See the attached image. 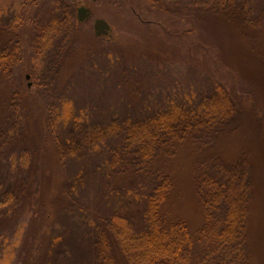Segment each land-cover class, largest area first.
I'll return each mask as SVG.
<instances>
[{"label":"trees","instance_id":"1","mask_svg":"<svg viewBox=\"0 0 264 264\" xmlns=\"http://www.w3.org/2000/svg\"><path fill=\"white\" fill-rule=\"evenodd\" d=\"M42 1L34 0L29 6L39 7ZM108 1L121 4L132 23L145 31H155L156 25L164 33L155 38L153 32L134 44L128 39L122 43L113 41L114 50L133 47V55L141 59L140 70L148 74L153 60L162 59L167 52L171 55L166 59L174 55L168 38L178 44L184 41L188 45L181 46L188 52L182 61H195L199 68L213 73L217 77L212 85L215 87H206L198 97L194 92L182 91L156 104L154 98L164 93L146 91L147 85L141 88V83L147 84L146 79L128 78L127 68L136 57L118 52L115 61L120 63V69H116L121 74V88L128 93L123 91V99L129 101L124 102L121 111L112 113L111 106L107 108L108 117L97 120L98 114L77 101L81 94L68 105L63 102L52 106L38 96V88L24 86L23 74H9L17 60L24 62V72L31 71L30 58H22L25 50L15 41L26 37L20 29H27L33 22V11L28 6L18 22L0 30L6 34L0 37V134L6 135V161L10 162L12 148L25 149L22 151L30 159L28 171L33 175L22 192L13 185V190L8 188L6 206L10 200H18L17 196L22 198L20 207L32 215L25 237L37 228L35 236L39 230L49 233L68 211L76 218L75 228L89 247L94 264H249L245 225L254 162L251 154L244 153L235 160L225 159L228 145L224 139L254 132L258 138L264 137V109L258 96V88L264 86V0ZM62 2L64 5L61 0H53L57 16L49 26L37 25L42 29L39 34L37 30L36 35L33 33L40 52L51 50L54 38L66 36L63 47L57 49L58 61L48 73L52 87L67 84L76 71L83 69L82 52L87 47L81 51L82 41L92 38L104 42L102 37H92L84 31L72 0ZM27 35L30 39L28 29ZM13 43L15 48L11 47ZM74 44L79 56L74 67L67 69L71 57L66 48ZM89 70L82 71L83 76L88 78ZM78 80L72 78L71 83ZM146 92L150 95L143 99ZM12 120L19 124L13 138ZM65 124L69 128L63 138L57 133ZM250 139L261 151L262 142L254 137L236 141L247 146ZM49 150L53 157L56 154V165L47 157ZM256 151L250 152L258 162ZM185 155L190 159L195 197L203 217V225L197 230L190 227L178 209L184 192L181 175L186 168ZM68 156L75 158L77 168L71 178L64 179L63 164ZM210 161L221 165L209 164ZM226 163L231 170H223ZM211 167H216L217 176H206ZM50 170L55 180L62 181L54 189L45 182ZM241 171L245 188L235 183ZM86 172L90 183H86ZM37 184L39 191L35 193ZM81 184L93 199L83 207ZM72 207L80 208L77 212L70 210ZM14 214L6 217L7 227L18 224L21 215ZM45 237L50 244L52 237ZM26 255L20 258V264H42L37 263L36 255L32 257L29 248Z\"/></svg>","mask_w":264,"mask_h":264},{"label":"rangeland","instance_id":"2","mask_svg":"<svg viewBox=\"0 0 264 264\" xmlns=\"http://www.w3.org/2000/svg\"><path fill=\"white\" fill-rule=\"evenodd\" d=\"M31 2L34 3V0H0V30L3 27L6 28V25L11 26L13 24V20L18 22L17 20L19 16L24 14V11H26V8L31 5ZM73 3L76 5V8L83 4L91 10V17L88 21L84 22L81 27H83L84 31L88 34L92 35V37L94 35V23L96 20L105 19L112 26V35L110 37H102L104 42H95L92 38H87V43L83 41L80 43L79 46H81V51H83L84 47H87V51L85 49V51L82 52L84 55V59L82 60L84 70L81 68V72L76 71V76L72 77L74 80H78L79 75L81 77L80 80L73 85V83H71V78L67 80V84H60L52 87L51 77L48 73L58 61V59H56L58 58L56 54L60 51H57V49L63 47L62 45L66 40V36L54 38L51 50L40 52L39 49L36 48V45L38 44L35 40L36 36L33 39V33L37 30L39 34L42 30L41 28L39 29L37 25L43 27H46L47 25L49 26L51 25V21L57 16L54 12L53 0H43L39 7L29 6L33 11V22H31L27 28L30 30V39L27 38V29L24 27V29L22 28L20 30H22V32H26V39L24 38L22 40L17 38L15 41H19L16 44L21 45L23 51L25 50L24 54H28L25 56L22 54L21 56L22 58H30L31 71L24 72V62L17 60L13 64V67H11L13 68L14 74L12 72H9V74H11L12 77H17L19 74H23L21 77L23 78L24 86L27 87V84L31 83L32 86L29 88H31V90L38 88V96L43 100L49 101V104L52 106L57 107V105L63 102L68 105L69 102H74V98L76 96L78 97V95L81 94L82 96H79L77 101L80 100V104H86L92 113L98 114L95 117L99 120L100 118L103 119V117H108V113L110 112L107 108L112 106L114 108L110 109L111 112H118L122 110L124 102H129L128 99H123V91L125 90L121 88V74H119L120 72L116 69V67L120 69V63H116L115 60L118 56V52H126L128 55L133 57V47H120L117 51L113 49L112 42L118 41L119 43H122L124 40L128 39V42L134 44L141 41L144 37L151 36L153 32L155 38L162 37L164 33L156 25H153L155 31H145V29L133 24L128 10L125 11L121 4L115 3L114 1L76 0L73 1ZM61 5H64L62 0ZM75 16H77V11L75 12ZM4 34L3 30L0 31V37ZM80 38L81 37L77 36L78 40H80ZM166 41L169 47H171L175 52L171 58L166 59L169 55H171L170 52H167L165 56H160L162 59L153 60L150 72L146 74L139 68L141 59L138 55L134 56L136 57L134 58V63L130 68H127V77H135V81H138V79H146L147 84L141 83V88L144 89V86L147 85L145 89L146 91H152L151 93L157 92L158 94L164 93L162 97L156 96L154 98V103L156 104H159L162 100L167 101L168 98H173V95L182 91L194 92L198 97L201 95L203 90L206 89V87L212 88V85L217 81V77L213 73H208L199 68L195 61H191L189 63L185 61L184 63L182 61V58L184 60L183 54L188 52V49L185 50V48L181 45L188 44L184 41H181L182 44H178L169 38ZM16 44L13 43L11 47L15 48ZM119 45L121 46V44ZM12 48H9L8 50L11 52ZM75 48V44L73 47L70 46V49L68 47L66 48L67 54L71 57L70 62L67 63V69H72L74 67V62L79 56V54H75ZM181 51H183L180 54L182 57L179 56ZM173 57L176 61H173ZM192 57L195 59L197 55ZM88 69L90 70L89 77L87 78L86 76H83L85 73L82 71H86ZM74 73L75 72L72 74L75 75ZM123 73L124 72L122 71V74ZM27 75H30L29 81L26 80ZM217 85H219V83ZM214 87L215 86H213L212 89H214ZM263 89L264 86H260L258 88V96L260 97L259 102L262 109H264ZM125 92L127 93V91ZM142 93L144 94V90ZM149 95L150 93L146 92L143 99ZM99 108L101 111L98 110ZM53 111V114H55L56 108H54ZM102 114H104V116H102ZM11 126L12 134L10 137L13 138L15 136V132L18 130L19 124H17L15 120H12ZM68 128L67 124H65L62 126L60 133H57V135H62L64 138ZM248 135L249 136L243 137H240L241 135L238 137L234 136L232 139L227 136L224 139V143L228 145L226 150H224V158L228 160H235L243 153L251 154L252 162H254V173H252V193L245 225V240L249 254V264H264V137L263 139L258 138L256 132L251 135L248 133ZM252 137H254L257 141L262 142L260 147L262 152L252 139L249 140V145L247 146H240L236 141L241 138L244 139ZM60 140L62 141V138ZM5 147L6 135L3 133L0 134V204L5 205L0 206V264H20V258L23 257L24 259L27 257L26 252L28 248L32 253V257L36 255L38 258L36 259L37 263L39 261L42 262V264H94L90 249L87 246L84 249L83 255L80 256L82 254V245L85 244L75 228L77 223L75 221L76 218L71 217L68 214V211L65 215H63V218H59L57 221L59 224L56 222L52 226L53 229L49 233L45 234L43 231L39 230V233L35 236L37 228L31 230V233L25 237V231L32 215L27 212L28 210L24 211L25 209H23L22 206L20 207L21 202L23 201L20 196H17L18 200H10L11 203L6 206L8 198V194L6 192H9L8 188H10V190L15 188L16 191L21 190L19 192H22L23 186L26 187V185L30 183L33 178V175L28 171L30 159L26 157L22 151L25 149L18 147L14 150L13 148L10 150L9 153L14 151L12 153L14 156L11 155L9 158L10 162H8V160L6 161ZM253 150H257L256 156L258 157V162H256L254 156L250 152ZM47 157L53 160L52 162H54L55 165L57 164L56 154H54L53 157L52 150L48 151ZM184 163L186 168H184L181 175V183L184 185V192L183 198L178 204V209L184 215L190 227L193 230H197L203 225L202 211L195 197L196 182L195 178L191 176L189 170V167L191 169L190 159L186 155L184 157ZM210 163L213 165L220 162L213 163L210 161L209 164ZM209 164L207 165L209 166ZM217 165L220 166L221 164ZM231 167V165L226 163L223 170H227V168L231 170ZM63 168L65 174L64 179L71 178L77 168L75 158L68 156V158L64 160ZM51 170L50 172H47L45 182L49 183L54 189L56 185L62 184V181L60 178L55 180L54 173H52ZM209 174L212 175L211 177L215 175L217 176L216 167H211L209 170L207 169L206 176H209ZM84 175L86 183H90L88 172ZM238 175L240 181L236 180L235 183H242L245 188L246 183H243L241 179L243 171H241ZM35 183L38 182L36 181ZM53 183H55V185ZM82 185L83 184L79 186V195L84 197L81 204L83 207V205H86L84 204L85 202L87 204L93 203V199L92 196H88V192L84 190L86 187ZM38 191L39 184L35 185L33 192L36 193ZM101 201L102 204H105V197L102 196ZM79 208L80 207H72L70 210H76L78 212ZM19 211L23 213L20 214ZM14 213L21 215L18 224L15 227H7L5 219L6 217H11ZM216 215L217 217H220L219 213ZM221 215H223L222 212ZM45 236L52 237V242L50 244H48Z\"/></svg>","mask_w":264,"mask_h":264},{"label":"water","instance_id":"3","mask_svg":"<svg viewBox=\"0 0 264 264\" xmlns=\"http://www.w3.org/2000/svg\"><path fill=\"white\" fill-rule=\"evenodd\" d=\"M91 17V11L89 8L82 6L78 9V20L80 22H84ZM94 32L98 37L107 36L110 37L112 35V26L111 24L103 19L96 20L94 23ZM26 79H30V75L26 76ZM31 83H29V87H31Z\"/></svg>","mask_w":264,"mask_h":264},{"label":"bare ground","instance_id":"4","mask_svg":"<svg viewBox=\"0 0 264 264\" xmlns=\"http://www.w3.org/2000/svg\"><path fill=\"white\" fill-rule=\"evenodd\" d=\"M86 244L85 245H82V248H81V250H82V254L80 255V256H82L83 255V252H84V249L86 248ZM88 247V246H87ZM89 248V247H88ZM81 253V252H80Z\"/></svg>","mask_w":264,"mask_h":264},{"label":"flooded vegetation","instance_id":"5","mask_svg":"<svg viewBox=\"0 0 264 264\" xmlns=\"http://www.w3.org/2000/svg\"><path fill=\"white\" fill-rule=\"evenodd\" d=\"M73 1H76V0H73ZM81 5H83V4H81ZM78 9V8H77ZM13 23H15V21L13 20ZM8 54H10V53H8Z\"/></svg>","mask_w":264,"mask_h":264}]
</instances>
